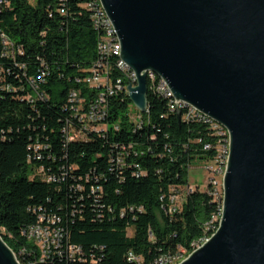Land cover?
Instances as JSON below:
<instances>
[{
  "label": "trees",
  "instance_id": "trees-1",
  "mask_svg": "<svg viewBox=\"0 0 264 264\" xmlns=\"http://www.w3.org/2000/svg\"><path fill=\"white\" fill-rule=\"evenodd\" d=\"M2 1V45L13 41L25 52L14 63L0 47V85L12 89L0 92V235L20 264H42L24 235L44 224L42 217L60 218L58 226L82 248L87 264H127L131 251L144 264L162 256L187 258L206 225L214 219L218 227L221 219L210 187L189 186L191 167L217 158L219 135L208 123L179 119L169 111L170 99L155 90L140 112L146 116L142 126L129 122L132 102L119 94L105 107L108 132L87 131L69 141L65 107L71 93L80 91L86 106L97 94L77 83L97 59L88 0ZM154 77L161 81L149 73L148 86ZM33 81L44 96L30 103L28 96L38 94L29 88ZM111 89L105 87V94ZM83 124L95 128L88 117ZM174 194L178 209L167 215Z\"/></svg>",
  "mask_w": 264,
  "mask_h": 264
},
{
  "label": "water",
  "instance_id": "water-1",
  "mask_svg": "<svg viewBox=\"0 0 264 264\" xmlns=\"http://www.w3.org/2000/svg\"><path fill=\"white\" fill-rule=\"evenodd\" d=\"M148 107L147 72L229 132L217 231L179 264H264V0H101ZM181 119V113H178ZM0 264H20L0 235Z\"/></svg>",
  "mask_w": 264,
  "mask_h": 264
},
{
  "label": "built area",
  "instance_id": "built-area-1",
  "mask_svg": "<svg viewBox=\"0 0 264 264\" xmlns=\"http://www.w3.org/2000/svg\"><path fill=\"white\" fill-rule=\"evenodd\" d=\"M67 2V0H63ZM4 1L0 0V6ZM87 9L90 12L92 27L98 35L97 43V59L93 63L92 67L88 70L89 73L83 77V80H77V83L85 85L91 90L97 92L95 98L87 106L85 105V99L81 96V92L77 91V98H69L68 105L65 107L70 112V119L67 121L66 133L69 141L83 139L87 131L103 134L108 132L109 124L108 120L110 116H102V107H110L112 98L123 94V100L127 98V90L130 86V82L133 81L135 72L131 70L126 64L120 62L117 57L116 46L113 50H104V43L107 39L113 38L112 33H104V25H107L105 19H103V13H100L99 2L97 0H88ZM61 13L65 14L64 8L61 9ZM114 27V26H112ZM1 31V30H0ZM0 47L2 56H11V61L15 63L16 56H24V49L17 46L13 41L10 45H2L0 38ZM1 56V57H2ZM22 70L25 67H21ZM114 71H117L120 76L114 77ZM42 79L44 77H41ZM0 85V92L11 91L9 84L2 82ZM105 87H113L114 95L105 94ZM33 92H37L38 86L33 81V87H29ZM155 90H169L170 100L168 101L169 111L171 113H181V119L185 122L199 121L210 124L201 116H198V110L190 106L189 104L178 101L172 96V92L166 83V81H159L157 77H154L153 86H148V94L152 92L155 94ZM36 96L37 98H34ZM40 96H44L43 93L37 95L31 94L27 100L30 103H34L35 100H40ZM83 117H92L95 120V128H86L83 124ZM146 116H140V110H137L135 114H129L128 120L135 126H142ZM211 125V124H210ZM212 129L217 128L216 125H211ZM118 130V127L115 128ZM220 148L217 158L205 165L207 170L211 173L219 176H224L226 166H224V156H227V147H221V137H224L222 129H220ZM206 146V149H209ZM215 183H219L213 177L209 180L208 186L211 189V194L214 197H219V209H221V190H215ZM179 196L177 194L172 195L170 198L171 211H162L167 215L174 214L178 209ZM41 221L44 224H38L26 230L24 235L29 241H34L36 251H39V256L49 257V264H87L88 260L83 254V250L79 246H75L69 243L66 230L58 226L61 222L60 218H45L42 217ZM215 222H209L206 227L208 231L204 236L210 234L215 226ZM31 256V254L29 255ZM127 264H144V260L134 252H129L127 257ZM164 260V256L160 257L155 263H161ZM34 264V260H31ZM101 261L93 260L91 264H100Z\"/></svg>",
  "mask_w": 264,
  "mask_h": 264
},
{
  "label": "bare ground",
  "instance_id": "bare-ground-1",
  "mask_svg": "<svg viewBox=\"0 0 264 264\" xmlns=\"http://www.w3.org/2000/svg\"><path fill=\"white\" fill-rule=\"evenodd\" d=\"M97 2H99L100 13H103V19H105L106 22H107V25H104V33H112V36H113V38L107 39V42L104 43V50H113V48L116 46L117 57H119L120 62H122L123 64H126L121 59V55H120L121 45H120V41H119V37L117 35V32H116L115 28L112 27L113 26L112 21L110 20L109 16L107 15L106 11L104 10V8L102 6V3H101V0H97ZM149 73L155 74L153 71H148L146 73L147 74V79H148V74ZM155 75H157V74H155ZM160 79H161V81H165L161 77H160ZM147 84H148V82H147ZM130 85H131V87H136L137 86V76H136V73H135V76H133V81L130 82ZM110 91H111L110 94L113 95L114 94V90L111 89ZM160 91L163 92L164 95L167 98L170 99V92H169V90H160ZM129 94H130V92H129V90H127L128 97H129ZM172 96H173V94H172ZM70 97L71 98H77V92H72ZM129 99H130V97H129ZM147 109H148V107H147ZM147 109H146V111H147ZM106 112H107L106 111V108L105 107H102V116H105L106 115ZM142 113H144V112H142ZM198 116H201V118H204L205 120H207L208 122H210L211 125H216L217 128L222 129L224 137H221V141H222L221 147H227V156H224V166H227V162H228V158H229V142H230L229 132L222 125L216 123L214 120H212L211 118H209L208 116L202 114L199 111H198ZM83 119H84V117H83ZM88 120L91 123H95V120H93L92 117H88ZM220 129H214L215 130V133H217L219 136H220ZM221 189H222V185L220 183H215V190H221ZM215 198L219 201V197H215ZM222 201H223V191L221 190V209H219L220 210V213H221V216H222V205H223L222 204L223 203ZM168 209H169V211H171V206ZM211 222H215V220L213 219ZM219 223H220V221H219ZM218 227L216 225L213 226V230H212V232H210V234H207V236H204L200 240L193 242L192 245H191L192 251L193 252L196 251L205 242H207L211 238V236L217 231ZM32 242L34 243V241H32ZM182 260H184L182 258V256L175 257V258H169V259H165L164 258V260L161 261V263H156V264H179V263L182 262ZM40 262L42 264H44V262H46L47 264H49V257H42L41 260H40ZM30 264H33V263H30ZM34 264H36V263H34Z\"/></svg>",
  "mask_w": 264,
  "mask_h": 264
},
{
  "label": "rangeland",
  "instance_id": "rangeland-1",
  "mask_svg": "<svg viewBox=\"0 0 264 264\" xmlns=\"http://www.w3.org/2000/svg\"><path fill=\"white\" fill-rule=\"evenodd\" d=\"M135 105L131 104L126 112V115L137 113ZM204 162H196L189 171V186L192 188H199L201 191H205L209 180L213 177L222 185L223 177L211 173L205 167ZM223 191V189H221ZM185 199V198H184ZM184 259V258H183ZM183 261V260H182Z\"/></svg>",
  "mask_w": 264,
  "mask_h": 264
}]
</instances>
